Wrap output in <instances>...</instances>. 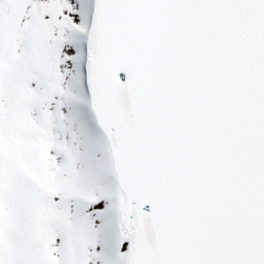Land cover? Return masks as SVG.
<instances>
[{"label": "snow or ice", "instance_id": "6c2138e0", "mask_svg": "<svg viewBox=\"0 0 264 264\" xmlns=\"http://www.w3.org/2000/svg\"><path fill=\"white\" fill-rule=\"evenodd\" d=\"M0 264H264V0H0Z\"/></svg>", "mask_w": 264, "mask_h": 264}]
</instances>
